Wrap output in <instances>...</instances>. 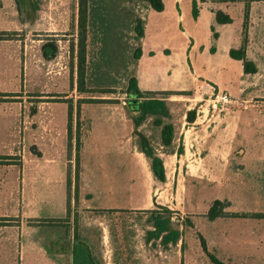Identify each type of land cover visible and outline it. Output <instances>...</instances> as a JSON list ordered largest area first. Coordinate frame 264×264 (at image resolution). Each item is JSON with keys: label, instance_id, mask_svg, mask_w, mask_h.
Here are the masks:
<instances>
[{"label": "crops", "instance_id": "1", "mask_svg": "<svg viewBox=\"0 0 264 264\" xmlns=\"http://www.w3.org/2000/svg\"><path fill=\"white\" fill-rule=\"evenodd\" d=\"M163 2V10L150 7L144 20L142 55L136 64V78L143 92H155L159 96L190 90L194 99H205V95L213 91L249 94L258 90L260 64L258 71L247 78L242 60L233 58L230 53L232 48L241 45L239 30L230 36L226 31L218 32V25L238 21L229 7L204 0L198 6V16L193 17L192 0ZM219 11L229 15L233 22H218ZM153 15H156L154 21ZM158 18L161 19L156 21ZM238 18L241 24L243 18ZM214 25L219 35L216 33L212 38L210 29ZM246 53L250 57L249 52ZM173 72L190 80L193 77L194 85L186 87L173 77L172 81L166 80ZM78 100L72 101V122H81L84 117L88 125L81 127L84 131H81L79 151L77 136H71V152L68 148L69 103L52 104L58 111L48 114L51 130L47 131L50 137L44 146L43 141H34L35 129L22 127V118L8 117L5 102H0V156L19 155L18 160L10 163L0 161V218L7 219L0 224V264H74L78 244L74 229L66 238V214L70 209L68 186L74 189L77 181L78 195L76 200L73 198V206L77 203L79 208L91 210L127 209L141 203L135 199L134 181L139 160L145 161L141 163L147 165L150 175L157 180L150 159L138 144L141 159L136 161L135 124L129 105ZM198 101L188 107V111L196 110L195 119L187 120L190 126L181 131L184 155L176 152L172 157L176 160L174 176L178 181L181 176L184 178L183 165L190 167L187 181L191 184L192 213L207 216L215 200L230 198V188L236 182H264V117L230 118ZM27 105L21 104V112ZM99 121L107 135L102 129L100 137L93 135L92 125ZM57 131L62 137L55 135ZM114 135L116 145L112 146ZM17 138L23 140L21 151L9 147ZM33 144L40 146V153L29 149ZM236 147L241 149V154L238 165H233L231 155ZM240 173L245 175L241 177ZM144 201L150 205L148 199ZM50 220L53 223L65 220V226L55 229L39 224ZM194 232L203 240L196 239L188 245L179 240L164 244L161 237H147L144 244L109 245L105 241L97 245L84 240L79 246L88 255L86 264L98 254L102 264H264V229ZM180 237L182 242L184 235ZM156 239L159 243L153 245Z\"/></svg>", "mask_w": 264, "mask_h": 264}, {"label": "rangeland", "instance_id": "2", "mask_svg": "<svg viewBox=\"0 0 264 264\" xmlns=\"http://www.w3.org/2000/svg\"><path fill=\"white\" fill-rule=\"evenodd\" d=\"M202 1L204 0H192L193 17L198 16V14L194 15V11L198 9ZM213 1L221 2L223 6L229 7L232 14L237 17L238 21L233 24L218 25V32L226 31L230 36L239 30L242 36L239 47L244 44L245 37L247 38L246 52H249L250 57L258 62L248 57L247 53L246 55L254 62L257 71L258 63L262 68L258 77L260 79L258 90L249 94L226 92L229 94V101L217 106H213L212 100L217 93L224 92L213 91L205 95V99H194L190 90L171 96L159 95L169 97L167 99L168 116L164 120L174 124L173 143L169 147L161 144V127L155 125L157 118L155 116H149L139 127V131L150 139L154 149L163 158L166 180L164 182L154 180L147 165L141 163L145 161L139 160L141 158H139L140 151L137 147L138 137L135 135L136 161L139 160V163H136L134 175L135 199L136 202L141 203L127 209H81L77 203L73 206V198L76 200L78 195V181L74 189L68 186L70 211L66 214V238L69 231L74 229L76 244H83L84 240L93 241L97 245H103L105 241L109 245L144 244L148 232L155 229L156 216L169 217L172 228L178 229L184 235L183 241L181 242L180 237L179 243L187 245L196 239L203 240L194 232L200 229H264V218L254 216L255 213H264V182H236L230 188V198L224 199L215 206L223 217L210 220L208 215H194L191 211L193 207L191 184L187 181L190 167L183 165L184 178L182 179L181 176L180 181L174 176L176 160L172 155H175L178 150V154L184 155L185 145L182 152L181 143L184 144V141L181 131L190 126L186 119L188 107L194 105L196 100H199L198 104H205V107L211 109L213 107L221 115L226 114L230 118L264 117V0ZM78 3L79 0H33L26 1L22 10L19 11L15 0H0V59L3 66L0 68L2 70L0 102H5L8 117L22 118V127L34 128V141L35 139L43 141L44 146L48 136L50 137L48 132L51 130L48 114L58 111L55 105H52L53 103L62 105V103H69L70 100L93 98L97 100L94 103L110 102L122 106L123 103L129 105L134 101V98L128 94V88L130 80L136 76L137 59L134 58V50L141 44V41L136 38L134 27L139 20H145L151 6L143 0H90L86 64L82 77L84 79L82 85L86 91L80 93L77 89ZM247 8H249L248 15H246ZM238 16L243 18L241 24ZM155 17L156 15H153V21ZM210 31L212 38H215L217 33L215 25ZM44 44L56 47L57 52L53 58L46 59L43 56ZM243 70L248 75L247 78H251L254 74L246 73L244 67ZM172 77L182 85L184 82L186 87L194 85L193 77L190 80L182 74L177 75V72H173L169 73L166 80L172 81ZM22 103L28 105L21 112ZM79 124L82 138L81 131L87 127L88 120L83 117ZM82 125L84 128H81ZM71 128L74 137L78 131L75 120ZM92 128L94 136L100 137L102 130L107 135L105 129L100 126V121L92 125ZM55 133L57 137H62L58 131ZM72 135L69 132V152L72 150ZM234 137L240 139V136ZM105 138L112 142L111 138L106 136ZM238 144V142L235 143L236 146ZM114 145H116L115 135L112 142V146ZM9 147L11 150L16 148L17 151H21L23 140L19 141L17 138L15 144ZM100 148L104 147L100 146ZM29 149L38 154L41 148L33 144ZM240 150L238 147L233 150L231 164L238 165ZM8 157L10 159L7 162L10 163L18 160L19 155ZM178 158L181 159L180 156ZM240 175L242 177L245 174L240 173ZM71 183L73 186L72 181ZM145 199L149 200L150 205L145 203ZM55 221V223L50 220L39 224L43 228L55 229L65 226V220ZM102 230L108 232L103 233ZM68 240H66V246L70 244ZM158 243L157 239L152 241L153 245ZM97 256L99 257V254L94 255L89 264H102L100 257Z\"/></svg>", "mask_w": 264, "mask_h": 264}, {"label": "trees", "instance_id": "3", "mask_svg": "<svg viewBox=\"0 0 264 264\" xmlns=\"http://www.w3.org/2000/svg\"><path fill=\"white\" fill-rule=\"evenodd\" d=\"M17 4V8L19 11L22 10L23 5L26 1H33V0H15ZM149 3V5L157 10L161 11L164 9V2L163 0H143ZM89 2L90 0H79V18H78V27H79V37H78V90L80 92H85L86 89L83 87L82 83L83 80L82 77L84 75L85 70V64H86V52H87V25H88V14H89ZM31 4V3H30ZM36 8V6H34ZM198 10L194 11V15L197 16ZM249 14V8L246 10V15ZM217 19L220 23H229L232 21L231 17L227 14H224L223 12L219 11L217 13ZM144 25L145 21L139 20V22L135 25L134 31L136 32V38L137 40L141 41L143 35H144ZM246 43L247 38L245 37L244 44L239 48H232L230 53L231 56L235 59H239L243 61L244 69L246 73H255L257 71L256 66L253 61L248 59L246 55ZM43 56L46 59H51L56 55V47H54L51 44H44L42 47ZM142 55V48L141 44L137 46L134 50V58L139 59ZM172 92H166L163 94H171ZM128 94L134 98V101L129 103V108L131 112L133 113V120L135 124V134L138 137V146L139 149L150 159L151 162V169L155 176V178L159 181L164 182L166 180V168L164 165V161L162 157L158 154V152L154 149L153 145L150 142V139L144 135V133L139 131V127L144 123V121L149 116H155L156 122L155 125L161 127L160 132V140L161 144L163 146L169 147L175 137V127L173 123L165 122V118L168 116V105L167 100L165 97H159L156 95L155 92H143L139 86L136 76H134L130 80V86L128 88ZM172 94H176V92H173ZM79 102L87 101V102H93L95 99L89 98V99H80ZM69 132L70 135H72L71 131V125H72V110L73 105L72 101H69ZM196 117V110H189L187 112V120L189 122H192ZM78 124V131L76 134V145L77 150L79 151L81 147V135L79 130V120L77 122ZM183 143H181L182 146V152H183ZM181 149V148H180ZM179 153V150L176 151ZM180 152V153H182ZM10 157L8 156H0V161L6 162ZM220 200H215L212 207L210 208L208 212V218L210 220H214L217 217L222 216V213L218 212L215 209V206L219 204ZM70 211V209H69ZM68 211V212H69ZM170 211V210H168ZM245 215V214H244ZM254 216L264 218V213H255ZM7 219L6 218H0V224L5 223ZM154 230H150L148 232V239H151L153 237L162 238V242L164 244L169 243H176L180 238V231L178 229H174L171 226V220L169 217H161L156 216L154 219ZM78 248H75V259L74 264H86L88 263V255L85 256V251L82 247L79 245ZM80 247V248H79Z\"/></svg>", "mask_w": 264, "mask_h": 264}, {"label": "built area", "instance_id": "4", "mask_svg": "<svg viewBox=\"0 0 264 264\" xmlns=\"http://www.w3.org/2000/svg\"><path fill=\"white\" fill-rule=\"evenodd\" d=\"M213 106H217L218 104H223L229 101V94L224 93H217L215 98H213Z\"/></svg>", "mask_w": 264, "mask_h": 264}]
</instances>
